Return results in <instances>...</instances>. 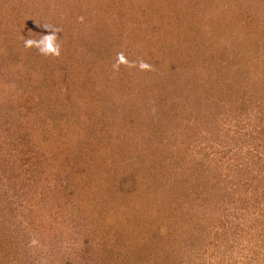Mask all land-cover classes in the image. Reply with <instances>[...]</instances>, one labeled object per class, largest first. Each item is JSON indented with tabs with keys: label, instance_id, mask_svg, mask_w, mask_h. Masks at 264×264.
Wrapping results in <instances>:
<instances>
[{
	"label": "rangeland",
	"instance_id": "374dc122",
	"mask_svg": "<svg viewBox=\"0 0 264 264\" xmlns=\"http://www.w3.org/2000/svg\"><path fill=\"white\" fill-rule=\"evenodd\" d=\"M0 264H264V0H0Z\"/></svg>",
	"mask_w": 264,
	"mask_h": 264
},
{
	"label": "clouds",
	"instance_id": "9594fccd",
	"mask_svg": "<svg viewBox=\"0 0 264 264\" xmlns=\"http://www.w3.org/2000/svg\"><path fill=\"white\" fill-rule=\"evenodd\" d=\"M43 27L46 30H49V34L40 35L39 39H32V38H24V47L26 49H33L35 48L37 53L44 58H58L61 54V45L59 43V38L57 33H61L62 29L51 25L49 23H42L39 27ZM121 66L127 68H134L138 71H153L154 68L149 63L145 62L144 60L138 61H129L123 52H119L116 55V59L111 65L112 71L119 72ZM36 241H33L35 244Z\"/></svg>",
	"mask_w": 264,
	"mask_h": 264
}]
</instances>
